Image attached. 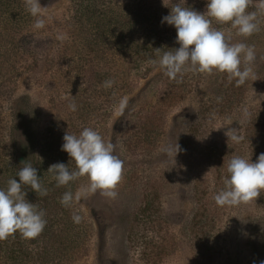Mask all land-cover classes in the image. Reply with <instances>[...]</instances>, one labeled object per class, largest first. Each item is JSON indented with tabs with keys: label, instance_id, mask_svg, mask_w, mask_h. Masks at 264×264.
Masks as SVG:
<instances>
[{
	"label": "rangeland",
	"instance_id": "374dc122",
	"mask_svg": "<svg viewBox=\"0 0 264 264\" xmlns=\"http://www.w3.org/2000/svg\"><path fill=\"white\" fill-rule=\"evenodd\" d=\"M166 1L156 0L159 16L168 15ZM39 3L40 15L33 17L24 0L21 2L24 16L44 19V27L39 29L34 22L26 29L10 30L1 20L14 18L0 12V189H6L12 179L11 146L27 133L25 130L31 132L44 164L62 151L67 131L79 135L84 128L98 131L105 143L115 144L114 154L124 161L115 198L89 192L87 177L47 189L46 203L55 207L51 215L45 212V239L76 240L61 247L63 250L59 248L53 264H260L264 255L259 243L264 235V190L256 201L238 206H218L214 197L225 188L227 164L233 156L256 162L264 153L261 0H251L247 9L257 12L259 31L243 37L233 27L222 30L230 43L254 46L256 59L242 85L215 71H187L171 80L159 64L151 72L145 67L127 72V62H113L110 54H99L104 57L97 60L96 68L79 72L68 56L63 57L64 52L84 43L77 40L80 26L74 4L71 0ZM207 3L190 0L189 7L205 13ZM22 36H33L39 44L31 46L20 40ZM109 79L115 83L106 89L103 85ZM114 91L118 92L115 103L109 99ZM152 94L162 101L159 105L154 102L155 108L145 106ZM122 99L128 101L123 114L119 110ZM73 103L75 111L69 108ZM22 109L26 110L24 117H20ZM147 110H157L154 124L134 117L127 121L129 114H147ZM232 136L241 139L236 142ZM176 144L181 150L175 156ZM69 169L75 170V162H70ZM65 192L74 197L68 207L60 203ZM196 192H201L206 204L203 216ZM148 199L159 208L162 234L157 240L162 247L166 245L153 261L137 243V236L134 241L128 238L133 211ZM74 214L81 217L79 223H74ZM139 235L143 241L153 242L150 235ZM14 237L21 238L19 233ZM21 241L26 255L18 264H33L27 253L38 251L46 240L38 236ZM68 252L76 255L66 257Z\"/></svg>",
	"mask_w": 264,
	"mask_h": 264
},
{
	"label": "clouds",
	"instance_id": "9594fccd",
	"mask_svg": "<svg viewBox=\"0 0 264 264\" xmlns=\"http://www.w3.org/2000/svg\"><path fill=\"white\" fill-rule=\"evenodd\" d=\"M25 7L33 17H39L41 6L39 0H24ZM185 2V0H184ZM251 0H208L207 11L200 13L190 7H181L177 3L171 7L162 23L175 27L176 43L179 48L163 52L159 60H149L150 64H159L164 74L171 80H177L178 75L187 71L200 74H212L214 71L227 74L228 80H235L242 85L251 75V64L256 59L254 46L244 43H230L229 38L221 30L212 27V22L218 24L230 23L237 30V34L250 37L259 31L257 12H248ZM264 12V0L258 6ZM44 19L35 21V28H43ZM160 49H157L159 52ZM242 63L245 67L241 68ZM114 80L104 82V87L111 88ZM128 104L122 99L119 105L123 114ZM71 111L76 105L70 104ZM233 141L239 142L240 137L232 136ZM62 151L68 153L75 162V170L69 165L54 163L47 172L52 175L57 187L66 186L81 177H87L88 191L100 192L101 195L115 198V189L123 175L124 161L115 155L116 145L105 143L98 131L84 128L79 135L69 134L63 136ZM175 156L181 150L179 145L174 146ZM168 151H171V146ZM228 177L225 178V188L215 195L214 200L218 206H238L249 204L260 196L264 190V153H261L256 162L241 156H233L227 164ZM17 179H9L6 189H0V241L19 233L24 240L36 239L44 230L47 220L45 212L38 210L36 205L30 203L22 191L23 186L31 189L41 196L47 195V189L42 187L37 168L30 163L22 167ZM79 199V194L75 197ZM73 193L65 192L60 199L64 207L71 205ZM74 223H79L81 217L73 215ZM260 264H264L261 261Z\"/></svg>",
	"mask_w": 264,
	"mask_h": 264
},
{
	"label": "trees",
	"instance_id": "16d2710c",
	"mask_svg": "<svg viewBox=\"0 0 264 264\" xmlns=\"http://www.w3.org/2000/svg\"><path fill=\"white\" fill-rule=\"evenodd\" d=\"M21 2L22 0H0V12L9 13L14 18L10 19L6 17L1 20L2 24L10 26V30L26 29L27 25L35 22L31 17L28 18L23 15L22 11L24 10L22 9ZM71 2L76 8L77 24L80 26L77 40L84 43L82 45H77V42L74 43L77 45V48L69 53L64 52L63 57L68 56L79 72L84 73L92 68H96V64H98L97 60L109 54L110 60L113 62H127L129 65L127 72H135L142 67L146 68V72H151L158 63L153 65L149 63V60L158 61L163 52L179 48V44L176 43V29L166 22H161L164 16H159L160 9L157 6L156 0H71ZM179 2L181 3V7H189L190 0H185V2L184 0H167L164 9L165 13L169 14L171 7H174ZM212 27L221 31L226 30L227 27L232 29L230 23L218 24L215 21L212 22ZM2 28L6 29L5 26H2ZM20 40L26 43L30 42L31 46L39 44L34 42L33 36H22ZM157 49H160L159 52ZM99 54H104V56L99 57ZM109 95H111L109 99L115 103L118 92L114 91ZM155 97L154 94L147 97L145 106L150 107L154 105L155 108L154 102L159 105L162 101L155 99ZM156 113L157 110L147 114L145 112L142 114H129L127 121L131 122L134 117L143 120L145 124L151 125L158 120ZM25 115L26 110L22 109L20 117H24ZM25 131L28 134H21L18 142L14 146H11L10 152L13 161L12 179L15 178L19 181V177L17 176L18 171L30 163L33 167L37 168V174L42 187L45 189L54 188L56 182L52 178V175L47 172L49 166L58 162L69 165L72 161L71 158L67 152L59 151L51 163L44 164L40 160L41 158L39 157L31 132ZM22 191L27 193L25 198L30 203L35 204L38 210V206L44 203L42 210L50 212V215L52 214L55 204L46 203L48 199L46 195L41 196L39 193L34 192L30 186H23ZM196 194L200 200L198 210H202L200 216H203V212L206 211V204L203 202L201 192L199 194L196 192ZM54 199L56 200V197ZM159 213V208L153 200L148 199L133 211L128 229V238L134 241L135 236H137V243L141 244L143 250H147L150 257H152L151 261L154 258H158L166 246L162 247V243L157 240L162 234ZM44 233L42 232L39 235V239L46 240L45 246L40 247L38 251L27 253L29 261L33 262V264H53L58 256L59 248H67L69 244H73L76 241L65 237L45 239ZM139 234L146 237L150 235L153 242L143 241V238H140ZM21 240L22 238L10 236L7 240L0 241V261L2 264H18L25 259L26 254L24 253L23 242ZM259 243L264 248V235L259 239ZM54 246L56 249H54ZM70 255L73 258L76 252H68L66 257ZM261 261H264V255L261 256Z\"/></svg>",
	"mask_w": 264,
	"mask_h": 264
}]
</instances>
